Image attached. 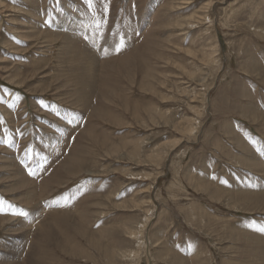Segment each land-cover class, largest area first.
<instances>
[{"label":"rangeland","instance_id":"1","mask_svg":"<svg viewBox=\"0 0 264 264\" xmlns=\"http://www.w3.org/2000/svg\"><path fill=\"white\" fill-rule=\"evenodd\" d=\"M0 220V264H264V0H0Z\"/></svg>","mask_w":264,"mask_h":264},{"label":"bare ground","instance_id":"2","mask_svg":"<svg viewBox=\"0 0 264 264\" xmlns=\"http://www.w3.org/2000/svg\"><path fill=\"white\" fill-rule=\"evenodd\" d=\"M144 20H145V18H144ZM142 21V20H141ZM69 160V161H68ZM67 161H68V163L69 164H77V161H75L74 160V158H70V159H68ZM71 166V165H70ZM66 170H67V168H66ZM56 185H57V183H56ZM43 186V185H42ZM44 188V187H43ZM4 222V221H3ZM8 222V221H7ZM0 223H1V220H0ZM80 224V223H79ZM77 228V227H76ZM81 229V228H80ZM62 233V232H61ZM88 240V239H87ZM62 241V240H61ZM61 244V243H60ZM82 259V258H81Z\"/></svg>","mask_w":264,"mask_h":264},{"label":"snow or ice","instance_id":"3","mask_svg":"<svg viewBox=\"0 0 264 264\" xmlns=\"http://www.w3.org/2000/svg\"><path fill=\"white\" fill-rule=\"evenodd\" d=\"M89 6H91V0H88ZM20 215H27L26 213H21Z\"/></svg>","mask_w":264,"mask_h":264}]
</instances>
